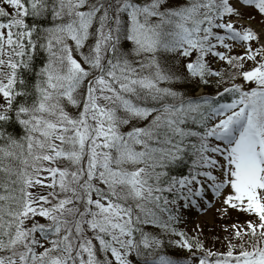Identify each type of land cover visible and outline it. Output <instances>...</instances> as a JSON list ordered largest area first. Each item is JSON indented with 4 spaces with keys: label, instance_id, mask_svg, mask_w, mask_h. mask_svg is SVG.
<instances>
[{
    "label": "snow or ice",
    "instance_id": "snow-or-ice-1",
    "mask_svg": "<svg viewBox=\"0 0 264 264\" xmlns=\"http://www.w3.org/2000/svg\"><path fill=\"white\" fill-rule=\"evenodd\" d=\"M0 264H264V0H0Z\"/></svg>",
    "mask_w": 264,
    "mask_h": 264
},
{
    "label": "rangeland",
    "instance_id": "rangeland-1",
    "mask_svg": "<svg viewBox=\"0 0 264 264\" xmlns=\"http://www.w3.org/2000/svg\"><path fill=\"white\" fill-rule=\"evenodd\" d=\"M216 207H219V205L217 204L215 207L210 208L206 213H198L196 211H192L190 212L188 215L185 216V222L181 225L182 227H185L186 230L188 231H192L194 228H196L197 225H199L202 230H203V235L201 237V239L205 240V241H217V245H211L210 243H207L210 246V249H212L213 251H224V240L220 239L217 235H221L224 234L225 232L222 230L223 225L227 222V223H232V222H236V221H243L245 219L244 216L233 212L231 215V220L229 221H224V224H222V226H220V224H218V221H223L221 220L216 212ZM220 226V227H219ZM216 227L214 229L213 232H211V230L209 228H213ZM208 233L207 235L205 233ZM212 235V236H211ZM226 235V233L224 234V236ZM223 236V235H222ZM207 246V245H206Z\"/></svg>",
    "mask_w": 264,
    "mask_h": 264
},
{
    "label": "trees",
    "instance_id": "trees-1",
    "mask_svg": "<svg viewBox=\"0 0 264 264\" xmlns=\"http://www.w3.org/2000/svg\"><path fill=\"white\" fill-rule=\"evenodd\" d=\"M44 60H45V57L43 56V55H41V56H38V57H36L35 58V60H34V65L36 66V67H39L43 62H44ZM23 76H24V78L29 82V83H32V82H34V74L33 73H28V72H25V73H23ZM189 90H192V88H191V86L189 87ZM215 89H214V86H209V87H207V88H205V91H207V92H213ZM9 131L10 132H12L15 136H17V137H21V136H23V134H24V130L22 129V128H20L18 125H12V126H10L9 127ZM221 223H223L224 224V220L223 221H218V224H220V226H222V224ZM219 226V227H220ZM182 227V226H181ZM183 229H185L186 230V228L185 227H182ZM216 227H213V228H209L210 230H211V232H213L214 231V229H215ZM186 231H188V230H186ZM190 232V231H189ZM208 233H210V232H207V233H205L206 235L208 234ZM225 234V233H224ZM224 234H221V235H217L220 239H223L224 238ZM223 235V236H222ZM212 236V235H211ZM224 240V239H223ZM204 241V243H205V246L207 247V248H210V246L207 244V243H212L211 245H217V241H214V242H212V241H205V240H203ZM224 243V242H223ZM222 252V251H221Z\"/></svg>",
    "mask_w": 264,
    "mask_h": 264
}]
</instances>
